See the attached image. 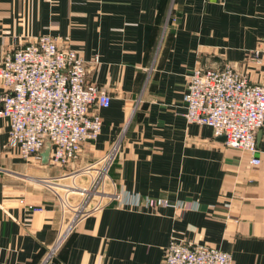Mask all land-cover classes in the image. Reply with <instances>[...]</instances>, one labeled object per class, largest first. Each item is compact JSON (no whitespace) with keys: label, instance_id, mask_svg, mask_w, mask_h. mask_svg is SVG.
<instances>
[{"label":"crops","instance_id":"crops-1","mask_svg":"<svg viewBox=\"0 0 264 264\" xmlns=\"http://www.w3.org/2000/svg\"><path fill=\"white\" fill-rule=\"evenodd\" d=\"M42 35L69 37L87 82L112 98L94 110L103 127L84 153L100 163L118 145L106 186L123 204L108 197L72 223L50 161L24 160L0 119V264H163L171 238L264 264V129L254 165L189 124L183 101L199 66L264 81V67L246 62L264 52V0H0V62Z\"/></svg>","mask_w":264,"mask_h":264},{"label":"built area","instance_id":"built-area-1","mask_svg":"<svg viewBox=\"0 0 264 264\" xmlns=\"http://www.w3.org/2000/svg\"><path fill=\"white\" fill-rule=\"evenodd\" d=\"M246 62L264 67V52L250 53ZM0 82L5 89L0 119L9 126V147L18 148L24 160L38 161L50 148L52 165L75 168L84 145L96 142L102 131L103 120L94 110L108 108L112 98L87 82L86 63L70 47L69 37L42 35L19 44L0 62ZM183 101L189 124L212 128L216 137L226 138L227 147L249 153L254 165L262 163L257 134L264 129V81L253 83L230 64L199 66L190 75ZM117 153L115 145L100 161L107 177ZM108 197L123 204L119 193ZM145 205L155 208L171 203L149 199ZM92 210L74 217L72 223ZM163 264H233V259L217 247L171 238Z\"/></svg>","mask_w":264,"mask_h":264},{"label":"rangeland","instance_id":"rangeland-1","mask_svg":"<svg viewBox=\"0 0 264 264\" xmlns=\"http://www.w3.org/2000/svg\"><path fill=\"white\" fill-rule=\"evenodd\" d=\"M83 154L75 168L68 167L66 172L61 167L52 164L50 166L51 179L48 183L54 191L61 194L60 197L67 206L66 211L72 217L81 216L104 204L110 193L106 186L108 177L104 164L88 158L87 153ZM58 173L65 174L62 178H57Z\"/></svg>","mask_w":264,"mask_h":264},{"label":"water","instance_id":"water-1","mask_svg":"<svg viewBox=\"0 0 264 264\" xmlns=\"http://www.w3.org/2000/svg\"><path fill=\"white\" fill-rule=\"evenodd\" d=\"M262 134V131L259 132V136ZM221 139H223V141L226 140V138L223 136L221 137ZM49 153H50V148L46 149L44 151V153H42L41 158L43 160L44 163H48L49 160Z\"/></svg>","mask_w":264,"mask_h":264}]
</instances>
